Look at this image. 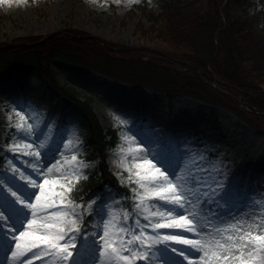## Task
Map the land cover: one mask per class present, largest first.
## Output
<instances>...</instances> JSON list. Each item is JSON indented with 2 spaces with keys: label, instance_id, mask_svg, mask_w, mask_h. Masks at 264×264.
I'll list each match as a JSON object with an SVG mask.
<instances>
[{
  "label": "rangeland",
  "instance_id": "374dc122",
  "mask_svg": "<svg viewBox=\"0 0 264 264\" xmlns=\"http://www.w3.org/2000/svg\"><path fill=\"white\" fill-rule=\"evenodd\" d=\"M255 2L227 0V15H250ZM156 8L155 0H0V44L28 37L39 44L72 28L136 48L121 52L147 47L169 58L151 31ZM53 66L61 83L94 99L103 128H130L105 158L136 204L127 211L110 189L71 203L60 186L97 165L79 157L92 152L83 148L79 116L34 68L0 76V157L20 170L0 160V264H264V131L190 97L167 99L93 71ZM30 149L36 165L26 166L15 153ZM203 201L220 209V218L197 211ZM90 214L100 221L95 237L84 234ZM167 229L185 240L169 239Z\"/></svg>",
  "mask_w": 264,
  "mask_h": 264
},
{
  "label": "trees",
  "instance_id": "16d2710c",
  "mask_svg": "<svg viewBox=\"0 0 264 264\" xmlns=\"http://www.w3.org/2000/svg\"><path fill=\"white\" fill-rule=\"evenodd\" d=\"M155 2L156 12L150 14L151 31L156 33L155 38L162 43L160 50L169 58L147 47L133 53L111 52L97 39L72 28L66 30L69 36L53 35L39 44L35 43L40 39L29 37L14 40L18 45L13 47L2 49L3 44H0V76L26 67L34 68L37 77L79 116L86 132L83 148L92 150L88 153L83 149L85 155L79 157L97 161V165L82 171L73 182L67 178L71 181L60 186L71 203L80 202L91 192L109 188L124 196L122 206L127 211L133 209L136 202L131 199V188L119 183L105 158V152L117 146L130 132L123 126L103 128L93 110V98L61 83L54 62L147 88L168 99L190 97L222 107L250 127L264 131V0H256L252 13L237 20H231L227 15V0H209L207 8L201 6V0ZM172 59L194 66L199 73L171 62ZM211 77H215L218 89L212 86ZM230 95L241 100L243 106ZM17 157L26 166L36 165L34 157L26 154ZM0 160L10 168H18L10 158L1 157ZM160 209L164 214L168 213L166 209ZM200 210L220 218V209L216 210L207 202H202ZM99 229L98 216L92 214L85 218L86 233L96 236ZM166 236L184 239L178 233L166 232ZM98 243L95 242L96 247ZM170 249L181 254L179 248Z\"/></svg>",
  "mask_w": 264,
  "mask_h": 264
},
{
  "label": "water",
  "instance_id": "95a60500",
  "mask_svg": "<svg viewBox=\"0 0 264 264\" xmlns=\"http://www.w3.org/2000/svg\"><path fill=\"white\" fill-rule=\"evenodd\" d=\"M50 36L51 35H49L47 37H50ZM98 40H99V42L102 45H104L110 51H132V50H136V48H121V49H115V48L110 47L108 44H106L102 40H100V39H98ZM173 61L176 62L177 64H180V65L184 66L185 68L189 69L190 71L198 74V70L195 67L189 65L188 63H185V62H182V61H179V60H173ZM212 82L215 83V80L213 79Z\"/></svg>",
  "mask_w": 264,
  "mask_h": 264
}]
</instances>
